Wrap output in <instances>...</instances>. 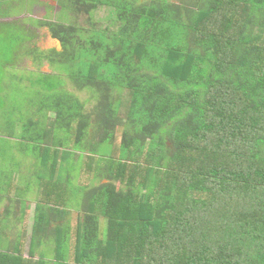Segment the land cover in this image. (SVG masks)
<instances>
[{
	"label": "trees",
	"instance_id": "trees-1",
	"mask_svg": "<svg viewBox=\"0 0 264 264\" xmlns=\"http://www.w3.org/2000/svg\"><path fill=\"white\" fill-rule=\"evenodd\" d=\"M133 1L117 12L123 43L145 19ZM198 2L170 6L167 45L155 49L162 75L128 83L131 135L118 171L126 191H88L78 201L82 220L55 239L53 263L16 250L0 251V264H264V0ZM117 49L122 61L130 56ZM24 136V152L40 163L37 211L68 214L77 202L68 175L80 170L86 188L94 157L79 169L56 140L42 143V125L24 126Z\"/></svg>",
	"mask_w": 264,
	"mask_h": 264
},
{
	"label": "rangeland",
	"instance_id": "rangeland-1",
	"mask_svg": "<svg viewBox=\"0 0 264 264\" xmlns=\"http://www.w3.org/2000/svg\"><path fill=\"white\" fill-rule=\"evenodd\" d=\"M126 1L16 0V5L3 1L0 7V227L4 232L0 251L20 250L33 261L43 259L53 263L55 260V239L43 234L38 237L40 243L31 249L35 230L31 237L28 232L22 235L16 229L22 223L9 218L12 213H21L16 211L21 209L25 215L39 214L36 203H39L40 163L34 153L23 150L22 144L27 143L23 140L24 126L34 129L42 125V143L54 145L56 140L60 153L67 150L74 153L72 161L76 168H87L89 157H94L86 188L81 184L87 181L81 180L78 170L68 175L78 200L92 189L111 187L126 191L118 171L124 162L120 157L123 135H131L134 91L128 83L145 76L149 86L155 83V77L162 75L157 67L162 53L155 49L167 45L163 33L170 29L165 18L171 4L199 3L198 0H136L134 5L143 10L145 19L130 43H123L121 38H127V26L117 12L127 6ZM149 34L157 35L149 38ZM117 43H122L123 50L130 55L123 61ZM62 167V170L67 167V160ZM9 183L18 187L10 196L7 195ZM68 214L67 225L72 228L84 215L78 208ZM100 234L102 237L107 234L104 218L100 219Z\"/></svg>",
	"mask_w": 264,
	"mask_h": 264
},
{
	"label": "crops",
	"instance_id": "crops-1",
	"mask_svg": "<svg viewBox=\"0 0 264 264\" xmlns=\"http://www.w3.org/2000/svg\"><path fill=\"white\" fill-rule=\"evenodd\" d=\"M3 1L4 0H0V7L3 5ZM11 5H16V0H9L8 2ZM6 3V4H8ZM63 179H65V181H67V169L63 170ZM80 173V170H79ZM58 177V175H57ZM25 178H29V177H25ZM57 179V178H56ZM13 181V180H12ZM15 182V181H14ZM38 182H39V171H38ZM15 191L18 189V187L15 185ZM40 188V187H39ZM7 189L9 190V186L7 187ZM14 193H7L8 196L13 195ZM11 199V198H9ZM77 199V198H76ZM78 199L77 202L75 201V204L73 206V208L70 209V211L78 208L81 210V205L80 203H78ZM37 205V203H36ZM60 209H64V214H55V215H51V214H38L37 217L35 214H32V216H29V213H27L26 215L24 213H22V209L21 210H16V211H20L21 213H12L10 214L9 218H11L13 221H16L22 224H17L16 229L18 228L17 232L22 233L27 235L26 233L28 232L30 234V237L32 236L33 233V229H34V221H36L38 219V223L41 222L42 224H37V229L36 232H39V235H45L46 233H48V236L56 239L57 236H61V235H65L67 237V207L65 208H60ZM82 211V210H81ZM69 215V214H68ZM4 219H6V217H4ZM0 220H2V217L0 216ZM1 222V221H0ZM26 223H28L26 225ZM46 230V231H45ZM45 231V232H43ZM51 231H53L52 233H50ZM2 232H4L1 227H0V237H2ZM6 232V231H5ZM38 234V233H37Z\"/></svg>",
	"mask_w": 264,
	"mask_h": 264
}]
</instances>
